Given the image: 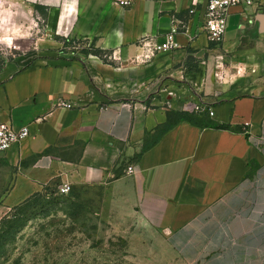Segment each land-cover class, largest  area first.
Returning <instances> with one entry per match:
<instances>
[{"label": "crops", "instance_id": "crops-1", "mask_svg": "<svg viewBox=\"0 0 264 264\" xmlns=\"http://www.w3.org/2000/svg\"><path fill=\"white\" fill-rule=\"evenodd\" d=\"M121 1L0 0L16 50L0 59V123L30 132L0 152V218L53 184L95 186L137 244L264 264V1L232 6L219 45L204 0ZM174 28L179 47L147 57Z\"/></svg>", "mask_w": 264, "mask_h": 264}, {"label": "rangeland", "instance_id": "rangeland-1", "mask_svg": "<svg viewBox=\"0 0 264 264\" xmlns=\"http://www.w3.org/2000/svg\"><path fill=\"white\" fill-rule=\"evenodd\" d=\"M70 44L74 51L90 50L82 41ZM15 53L0 40V59ZM59 187L10 203L0 218V264H182L154 243L135 242L130 217L115 213L112 191L86 186L62 195Z\"/></svg>", "mask_w": 264, "mask_h": 264}, {"label": "built area", "instance_id": "built-area-1", "mask_svg": "<svg viewBox=\"0 0 264 264\" xmlns=\"http://www.w3.org/2000/svg\"><path fill=\"white\" fill-rule=\"evenodd\" d=\"M264 0H204V10L202 13V31L206 32L211 41L217 43V45L223 42L224 36L227 31L228 16L230 8L234 5H243L244 7H250L257 2ZM122 4H129V0L121 1ZM176 30L172 29L168 33L164 42H146L145 45L148 49L147 57L151 58L161 52H171L179 47L176 41ZM61 105L70 109L73 104L69 101H62ZM207 110L211 116L215 115L212 108L208 107L204 102L196 105V111ZM30 134L29 129L24 127L22 129H15L10 123H0V152L9 150L13 145L19 143ZM129 174L135 173L136 168L129 166L127 169ZM72 191V185L70 183H63L58 193L62 195L69 194Z\"/></svg>", "mask_w": 264, "mask_h": 264}, {"label": "trees", "instance_id": "trees-1", "mask_svg": "<svg viewBox=\"0 0 264 264\" xmlns=\"http://www.w3.org/2000/svg\"><path fill=\"white\" fill-rule=\"evenodd\" d=\"M87 52L89 53V52H93V53H95V54H99V55H101L102 54V50L100 49V48H93V49H90L89 51L87 50ZM186 117V116H185ZM185 117H182L181 116V119L182 118H185ZM187 119H188V117H186Z\"/></svg>", "mask_w": 264, "mask_h": 264}]
</instances>
